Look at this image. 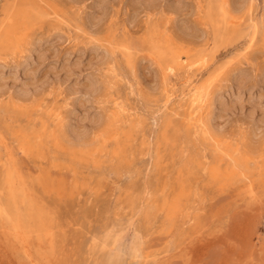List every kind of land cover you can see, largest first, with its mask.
<instances>
[{
	"label": "rangeland",
	"instance_id": "rangeland-1",
	"mask_svg": "<svg viewBox=\"0 0 264 264\" xmlns=\"http://www.w3.org/2000/svg\"><path fill=\"white\" fill-rule=\"evenodd\" d=\"M31 3L51 16L24 30L17 48L0 53V138L9 149L0 142V203L7 193L3 179L12 171L15 186L51 230L41 239L22 235L21 245L0 216V264H264V0H0L1 29L13 8ZM211 7L229 13L224 23L213 24ZM157 47L182 55L186 65L194 62L186 78L181 69L173 72L170 94L162 92L166 61ZM111 66L133 77L122 78L108 99L101 82ZM211 73L220 75L202 115L219 140L253 162L248 180L233 183L202 171L188 176L176 150L164 146L153 170L151 153L139 151L144 131L104 130L119 94L130 119L140 115L145 133L156 131L162 115L186 101L185 79L200 82ZM127 84L157 98L150 105L159 113L155 124ZM167 95L172 100L164 109ZM117 135L119 145L112 142ZM145 186L153 206L180 205L172 224L165 214L157 213L152 226L137 216ZM193 200L190 218L199 215L185 223Z\"/></svg>",
	"mask_w": 264,
	"mask_h": 264
},
{
	"label": "bare ground",
	"instance_id": "bare-ground-1",
	"mask_svg": "<svg viewBox=\"0 0 264 264\" xmlns=\"http://www.w3.org/2000/svg\"><path fill=\"white\" fill-rule=\"evenodd\" d=\"M225 6H227V5H225ZM221 7H223V6L221 5ZM210 9H211L210 10V19L213 22V24H217V20L216 19H219V21L222 22V23L225 22L227 14H229V13H227V11H225L227 13L226 14L224 11L218 12L219 9H215V7H211ZM247 12H249V11H247ZM8 13H9V11H8ZM53 14H55V16H56V13H53ZM231 15H232V13H231ZM249 15H250V13H249ZM46 16H51V15H49L48 11H45L44 9L42 10L40 7H38V5H35V4H32V3L30 5H27V4L17 5L15 8H13L11 13L8 14V18H7L8 19V24L6 25L7 28L5 30H2L1 29L2 26H0V53H1V50H3V49H8V48H11V47L12 48H17L19 46V41H20V39H21V37H22V35L24 33V30H26L31 24L43 20L44 18H46ZM250 19H251V15H250ZM252 29H253V27H252ZM262 35L263 34H261V36ZM151 38H152V36H151ZM151 38H150V40H151ZM159 41H160V38H159ZM52 42H54V41H52ZM156 42H158V41H156ZM148 43H149V41H148ZM250 45H249V48H250ZM147 47H148V45H147ZM161 48L162 47H157V48H154V49H155V52L160 53V57L161 58L163 57V60L166 61L165 72L162 74V77H161V87H162V92L164 90V93L167 94L168 91L171 90L170 87H169L171 85V84H169V82H170L169 80L171 79V77L173 75L175 77V74L173 72L177 73L178 72L177 69H181V70H183L184 76L186 78V76H187V74H185L187 72L186 70L191 69L190 67L192 66V64H190V65L189 64H187V65L184 64L182 55H180L178 53H174L172 51V49L170 50V48H165L164 49V53H162L163 50ZM247 48H248V46H247ZM248 50H250V49H248ZM128 51H129V49L124 48V52H125L126 56H129V52ZM112 54H115V52H112ZM194 61H197V60H194ZM203 61H205V60H202V62ZM195 63H197V62H195ZM109 64H111V63H109ZM197 65L199 66V61H198ZM129 66H130V64H129ZM193 66H194V62H193ZM127 70H128V68H127ZM0 73H2V72H0ZM133 75H134V73H133ZM176 75H178V74H176ZM195 75H197V74H195ZM217 75H218V73L217 74L216 73H211L207 79H205L204 81H200V82H196L197 80L195 81V80L187 77V79H185V81H184V83L187 84L186 86L184 85V87H186L185 89L187 91H186V93H184L185 91H184V88H183V90L181 92L182 95L184 97H186V101L184 103H182L181 101L178 102L176 104V106L171 107L168 112L163 114L162 117L159 119V122L157 124V130L156 131H150L149 134L145 133V131H146L145 128L147 126V122H146V120H144V117L142 118L140 115H136V116H134L133 118L130 119L131 116L126 114L128 112V111H126L127 110L126 108H129V105L124 103L123 101H118L120 99V95L118 94L116 99H112L115 102L114 110L107 112V114H105V116H104V119H103L104 130L106 131V133H110L111 131H121V132L122 131H126V133H130V131L132 129L136 133H138L140 131H142V132L144 131V134L141 137V139H142V141H141L142 144L141 145L143 146V148L141 150H139V151H141V153H143V154L151 153L152 157L150 159L151 160L150 161V165L152 166L153 170L159 164L160 150H161V147L164 146L165 150H169V151L170 150L171 151L172 150H176L177 154L179 155L178 156L179 157L178 158L179 165L181 166V168H183L184 171H186L188 176H192V175L202 171V172H204V174H207L210 178H213V179H218V178H225L226 179L227 178L229 180L232 179L233 183L234 182L235 183H240V182H243L245 180H248L252 176V167H251V165H253V162L248 161L249 159H247L246 156L239 154V149L238 148H234V145H230V144L227 145V144L223 143L221 140H219L217 134H215V132L212 130V126H211L210 120H209V118H207L209 116L204 117L202 115V112H201L203 104L211 96V93H212L211 89H212L213 83L215 81H217L216 80L217 79ZM104 76L105 77L103 78V80L101 82V85L103 87H105V89H107L106 90L107 93L105 95H103V96H105L108 99H111L113 97V95L111 93L109 94L108 92H110V90L112 88L114 90H116L118 87H120L122 78L129 79V78L133 77V76L131 77V73H129L127 71L125 73H121V71H119V68L118 69H115V68L113 69L112 66L109 67V69L107 70V72L105 73ZM177 79H179V78H177ZM172 80H173V78H172ZM93 82H95V81H93ZM170 83H172V82H170ZM132 85L128 86V84H127L128 90H129L128 95H131V94L133 95L136 92L137 98L141 99L145 103L146 108H148V110L151 108L150 105L152 103H155L156 105L159 103V101L157 100V98H155V96L152 97L151 95L143 92L141 89H138L137 86H135V87H137V90L135 91L133 89ZM172 87H174V86H172ZM25 88H27V87H25ZM171 91H173V90H171ZM22 92H24L22 95H25V97H26V94L28 93V90L23 88ZM90 92H91V89L89 88L84 93L87 96V94L89 95ZM168 94H170V93H168ZM165 97H166L165 98V102L162 104L164 109L167 108V106L169 105V103L172 100V99L170 100V96H168V95L165 96ZM101 98H103V97H101ZM105 100H104V102H105ZM106 102H107V100H106ZM139 103H141V102H139ZM130 109L132 111H134V113L137 112V111H140V109L139 108L137 109L135 106L130 107ZM159 112H160V110H159ZM148 113H149V115L151 116V119L154 122V119H155L154 116L157 115L156 113H158V110L150 109ZM174 115L181 116L183 118V120L186 121L185 125H183V124L182 125L175 124L176 123V119L174 118ZM155 122H156V120H155ZM155 122H154V124H155ZM154 124H153V126H155ZM126 125H128V126L126 127ZM170 129H171V131H170ZM41 136L42 135L40 134L39 138H41ZM134 137L135 136H133V138ZM135 139H134V141H136ZM23 140H26V139H23ZM96 140L100 141L99 138L96 139ZM119 140H120V138L117 135L116 137L113 138L112 142L115 145H119ZM126 140H129V138H126ZM0 142L3 143L5 149H8V145L5 143L3 138H0ZM25 142H26L25 144H27V140ZM2 143H0V145ZM98 143H100V142H98ZM123 143H124V141H123ZM104 144H105L104 145V150H105L108 144H106V142ZM25 146L26 145H24V147ZM111 148H113V147H111ZM121 149H122V146H121ZM115 150H113V151H115ZM8 151H9V149H8ZM84 153H85V151H84ZM106 153H107V151H106ZM111 154H113V153H111ZM6 155L9 156V157L7 156L9 159L12 157V155L10 153L6 154ZM127 155H126V157H127ZM225 158H228V161H227L228 166H227L226 170H222L220 168V166H221L220 164H221V162H223L225 160ZM99 159H100V157H99ZM110 159H112V158L110 157ZM12 166H14V164ZM8 169H10V168H8ZM11 172L12 171H10V173H9V171H8L6 177L3 179L4 185L7 188V193H6V197L4 198L3 202L0 203V216H1V219L4 220V222L7 225H9V227H10V229L12 231V234L14 236H16L17 238L20 237V239H21L22 235H25V236L29 235L28 233H34L40 239L42 238V235H44V236L48 235L49 236V233H50L51 229L48 232L46 220H45L42 212L40 210H38V211L35 210L34 206H33V203L25 195L24 191L21 188L15 186L16 183H14V181H15L14 180V175ZM226 182H227V180H226ZM150 191H151V188L145 186L144 187V193L142 192L143 195L140 196V198L136 201V207H137V210H138L137 211V216H140V218H142V221H143V223H145V225L152 226V224L154 222H156V220L159 218V216L156 215L157 213L158 214H165V217L168 220V222L172 224V221H173V217L172 216H173L174 213H176L177 210H178V212H180L179 211L180 205L177 204V201H175L172 205H169V204H167V202L164 201L160 205V208H158V206H153L150 203ZM148 195H149V197L147 198L146 196H148ZM194 195L198 196V192H196ZM195 204H196V201L193 200L188 205V207H187V212L188 213L183 216V217H185L187 219V221L185 223L191 222L192 219L193 220L197 219V214L198 213L197 214L194 213L195 215L192 218H190L193 215V214L191 215L190 211H192L194 209V205ZM184 212L186 213V211H184ZM180 215H179V217H180ZM178 224H179V222H178ZM142 226H144V225H142ZM162 228H164V227H162ZM48 236H46V237H48ZM26 237H28V236H26ZM22 242H24V240L22 241V239H21V245L24 244Z\"/></svg>",
	"mask_w": 264,
	"mask_h": 264
}]
</instances>
